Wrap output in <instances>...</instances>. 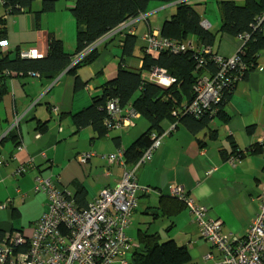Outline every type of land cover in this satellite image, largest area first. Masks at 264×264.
Masks as SVG:
<instances>
[{"label":"crops","instance_id":"0c3cea01","mask_svg":"<svg viewBox=\"0 0 264 264\" xmlns=\"http://www.w3.org/2000/svg\"><path fill=\"white\" fill-rule=\"evenodd\" d=\"M73 1L56 0L53 11L36 15L34 11L40 8L41 0H35L31 11L7 17L6 33L2 38L4 52L19 46L32 49L35 56L43 55L49 35L60 38L64 48L73 51L76 25L69 9ZM232 1L242 4L244 0ZM214 2L208 13V1H195L203 9L198 11L213 32L220 25L216 0ZM175 4L153 1L148 11L124 27L123 32L136 35L133 56L125 59L126 68L141 67L142 48L146 46L143 35L148 31L159 35L161 24L174 12ZM121 36L115 34L96 60L77 69L79 78L87 82L80 89L74 88V76L66 71L52 80L29 76L24 86L17 78L10 81V93L0 102V138L18 115L21 119L15 131L19 135L18 142H23L24 147L18 150L9 140L0 146V205L5 203L6 206L0 208V228L31 233L32 223L48 208L46 195L33 190L37 175L57 177L66 185L77 181L84 186L88 202L102 188L112 187L120 179L123 170L115 165L107 166L103 156L116 151L114 137L119 138L121 147L129 146L146 129L147 121L139 116L133 125L112 128L108 135L95 137L96 132L90 126L74 133L69 113L90 103L91 96L100 92L99 85L116 73ZM241 44L238 36L217 33L211 50L229 57ZM54 106L57 114L52 111ZM224 112L226 121L215 119L211 122L210 128L216 130L215 138L202 132L195 136L179 123L161 140L152 159L138 169V183L149 186L152 192L139 197L126 229L134 244L138 245L139 229L157 231L160 239H174L187 248L189 261L185 264L212 263L204 256L217 252L199 236L185 208L172 214L165 211L156 217L148 209L159 205L160 196H170L173 184L182 186L189 196L203 205L208 219L221 220L228 238L246 235L258 209L257 196L264 186V153L248 150L253 143L264 139V52L258 56L256 68L235 84L224 104ZM37 119L48 120L44 133L36 130ZM248 126L253 127L251 133L247 132ZM164 127L173 126L164 122ZM198 136L202 137L203 146L198 143ZM228 137L242 150L234 166L227 161L233 150ZM86 153L95 154L87 165L78 160V155ZM24 165L28 166L27 170L17 172ZM68 189L73 191L71 185ZM126 258L130 261V253Z\"/></svg>","mask_w":264,"mask_h":264},{"label":"trees","instance_id":"16d2710c","mask_svg":"<svg viewBox=\"0 0 264 264\" xmlns=\"http://www.w3.org/2000/svg\"><path fill=\"white\" fill-rule=\"evenodd\" d=\"M34 1L0 0L4 10L2 16H0V39L6 33V18L18 13L31 11ZM153 1L164 4L176 2L174 12L161 24L159 36L173 40L180 45L184 43L188 45L191 42L193 47L177 52L162 49L151 53L146 52L145 46H143L140 57L142 59L141 67L134 70L128 69L126 68L125 59L133 56L136 35L132 32H123L124 24L148 11L150 3ZM55 3L56 0H41L40 8L34 13L38 15L51 12L55 9ZM216 4L220 16V25L217 31L213 32L209 30V27L204 28L202 26V14L194 4L186 0H74L69 8L76 25L73 51H67L62 40L53 35H49L46 52L40 56L22 57L19 46L11 52H4V45L0 47V102L10 93V81L14 78L19 79L24 86L29 76L52 80L63 71H66L73 74L75 89L84 87L87 82L79 78L77 69L96 60L102 48L105 47L106 42L115 34H122L120 38L121 55L116 73L99 85L100 92L91 96L90 103L77 111L69 113V116L71 124L74 126V133L90 126L96 132L95 137L108 135L112 128L121 127H115L113 121L108 122L109 114L106 104L109 100L117 101L121 114L128 107L138 114L137 117L132 118V125L135 124L134 120L136 118L139 116L144 117L147 121L146 129L129 146L121 147L119 138L114 137L117 146L115 152H121L122 159L125 162L124 167L115 166L120 167L122 170L134 167L138 183V169L152 159L161 140L169 135L179 123L195 136L202 132L214 138L216 137V130L210 128L211 122L215 119L220 121L226 119L224 104L227 98L234 89L235 84L256 68L257 58L264 52V19L260 20L264 14V0H244L242 4L232 0H216ZM217 33L238 36L241 39L242 44L237 52L239 63L229 69L224 75V78L231 77L234 79L228 87L222 90L220 101L212 104L210 109L204 111L203 114L196 116L193 113L186 112L185 108L195 97L193 88L195 80L202 76H216L218 67L212 57L219 54L212 51L211 46ZM83 53L84 55L74 62V58ZM154 68L166 71V74L172 78L170 85L162 86L142 76V73H149ZM55 114H57V110ZM61 116L63 115L61 114ZM164 122L172 123L173 127L165 129ZM47 123L48 120L37 119L36 130L44 133L47 130ZM18 125L19 122L16 127L13 126L0 138V146L9 140L16 145L18 150L24 147L23 142H18L19 135L15 131ZM252 129V126H248L247 132L251 133ZM159 137L160 142L155 148L150 150V156L140 161L146 150L151 147L153 141ZM228 138L233 145V150L228 155L227 161L234 166L240 159L242 150L234 146L231 137ZM197 141L200 146H203L202 137L199 138L198 136ZM248 150L254 153H264V139L261 142L253 143ZM90 154V157L85 162L79 161L87 165L88 161L95 156L94 153ZM107 156H103L106 163ZM232 158L233 162H230ZM112 165L107 163V166ZM27 168L28 166L24 165L17 172H24ZM36 177L44 176L37 175ZM49 178L64 199L71 202L77 209L88 207L90 203H93L99 197L103 189L113 188L116 185L102 188L98 195L88 202L86 200V190L82 184L73 181L66 185L57 177H55L56 179ZM69 185H71L73 191L68 189ZM138 185L142 186L139 183ZM143 187H148V190L138 194L137 205L140 196L152 192V188L149 186ZM35 192L43 193L42 191ZM184 196L192 198L185 190ZM193 201L197 203L194 199ZM158 202L159 205L148 208L155 217L165 214V211H168L166 214H172L182 208H185L192 217L185 202L172 193L170 196H160ZM1 205H4L2 208L6 207L5 203ZM40 217L32 223L31 233ZM129 224L124 229V233L130 239L126 233ZM58 229L62 234L68 235L70 233L64 224H61ZM16 234L23 239V242L15 243L13 241ZM30 234L22 229L6 231L0 228V244L10 248L13 255L21 252L25 253L30 247ZM137 238L138 245L131 241L133 245L124 250V253L113 257L111 262L118 259L121 264L123 262L126 264H185L189 261V253L184 245L178 244L174 239H160L157 231L148 232L147 230L139 229ZM209 245L215 250L214 246L210 243ZM129 253L130 261L126 258V254Z\"/></svg>","mask_w":264,"mask_h":264},{"label":"built area","instance_id":"2783aa9c","mask_svg":"<svg viewBox=\"0 0 264 264\" xmlns=\"http://www.w3.org/2000/svg\"><path fill=\"white\" fill-rule=\"evenodd\" d=\"M135 19L129 20L124 26L134 22ZM261 19H264V14ZM201 24L204 28L209 27L207 20H202ZM143 39L146 42L144 49L151 53L162 49L177 52L193 47L191 42L188 45L186 43L180 45L173 40L159 36L154 31L146 32ZM4 44L5 41L0 39V47ZM32 52V49L21 48L20 54L22 57H33L35 54ZM237 52L229 57L220 55L212 57L218 67L216 76H202L195 80L193 86L195 97L186 105V112L198 116L209 110L212 104L220 101L222 90L228 87L234 79L224 78V75L239 63ZM83 55L84 53L76 56L74 62ZM144 78L162 86H168L172 82V78L160 68H154L153 71L146 73ZM106 108L109 114L108 122L113 121L115 127L132 124V118L138 116L129 107L122 115L116 100H109ZM52 111L56 113V107H52ZM17 116L14 118V126H17L20 120ZM159 142L160 137L153 141L140 161L148 158L151 154L150 150L155 148ZM90 155V153L78 155V160L85 162ZM106 158L108 165L125 166L119 151L109 154ZM230 162H233V158ZM34 190L42 191L46 195L48 210L42 213L30 234V247L27 252L13 255L10 248L0 244V264L110 263L113 257L124 253V250L133 245L125 235L124 229L129 224L137 205L138 194L148 190V187L138 185L133 167L124 169L121 178L113 188L103 189L93 203L82 209H77L71 202L66 201L63 195L55 189L49 177H36ZM171 193L185 202L200 237L209 241L218 254L207 253L204 259H210L211 264H264V186L257 196L258 209L246 235L243 238L233 237L231 239L224 231L222 221L208 219L203 206L195 203L192 198L184 196L182 186L173 184ZM61 224L69 230L68 235L59 231L58 227ZM13 241L21 243L23 239L16 234ZM123 264L126 263L123 262Z\"/></svg>","mask_w":264,"mask_h":264},{"label":"rangeland","instance_id":"374dc122","mask_svg":"<svg viewBox=\"0 0 264 264\" xmlns=\"http://www.w3.org/2000/svg\"><path fill=\"white\" fill-rule=\"evenodd\" d=\"M187 2H190L191 4H194L196 7H198V10L201 12L203 9L201 8V7H199V5H196V4H198V2L195 4V1H198V0H186ZM203 2H205V1H208V10H207V12L208 13H211V8L212 7H214V5H215V2H214V0H202ZM211 5V6H210ZM3 8L1 7V2H0V16H2V14H3ZM209 15V14H208ZM210 19V18H209ZM17 117H19V116H17ZM141 119H143V121H146V119L144 118V117H142ZM13 123H14V121H13ZM13 123H12V126L8 129V131L10 130V129H12V127L14 126L13 125ZM15 127V126H14ZM8 131H6V133L8 132ZM28 231V230H27ZM26 231V232H27ZM110 264H121L120 262H119V260L118 259H116V260H114L113 262H111Z\"/></svg>","mask_w":264,"mask_h":264}]
</instances>
